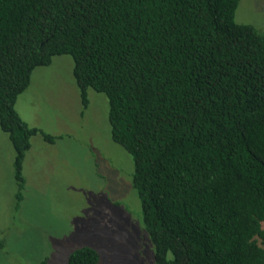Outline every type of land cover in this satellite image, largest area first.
Wrapping results in <instances>:
<instances>
[{
  "label": "trees",
  "instance_id": "obj_1",
  "mask_svg": "<svg viewBox=\"0 0 264 264\" xmlns=\"http://www.w3.org/2000/svg\"><path fill=\"white\" fill-rule=\"evenodd\" d=\"M239 1L0 0L16 209L30 138L62 135L28 126L15 101L33 69L68 55L79 115L88 88L102 93L110 140L132 158L153 264H264V33L235 22ZM98 261L82 246L66 264Z\"/></svg>",
  "mask_w": 264,
  "mask_h": 264
},
{
  "label": "rangeland",
  "instance_id": "obj_2",
  "mask_svg": "<svg viewBox=\"0 0 264 264\" xmlns=\"http://www.w3.org/2000/svg\"><path fill=\"white\" fill-rule=\"evenodd\" d=\"M234 20L264 33V0H240ZM71 69L70 56L52 57L33 69L15 101L28 126L62 135L52 143L39 134L30 138L18 210L14 151L0 130V264H66L82 246L97 251V264H153V245L132 193V158L110 140L102 93L88 88V105L79 115Z\"/></svg>",
  "mask_w": 264,
  "mask_h": 264
}]
</instances>
